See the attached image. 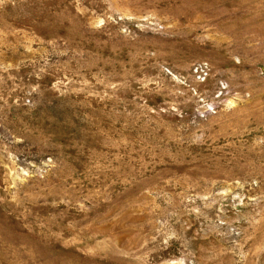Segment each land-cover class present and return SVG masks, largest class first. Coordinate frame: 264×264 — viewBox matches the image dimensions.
Returning <instances> with one entry per match:
<instances>
[{
  "label": "rangeland",
  "instance_id": "obj_1",
  "mask_svg": "<svg viewBox=\"0 0 264 264\" xmlns=\"http://www.w3.org/2000/svg\"><path fill=\"white\" fill-rule=\"evenodd\" d=\"M0 264H264V0H0Z\"/></svg>",
  "mask_w": 264,
  "mask_h": 264
}]
</instances>
